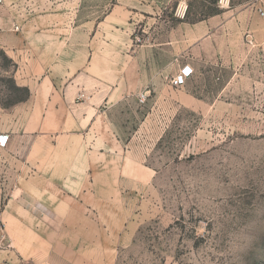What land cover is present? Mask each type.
<instances>
[{
    "label": "rangeland",
    "instance_id": "obj_1",
    "mask_svg": "<svg viewBox=\"0 0 264 264\" xmlns=\"http://www.w3.org/2000/svg\"><path fill=\"white\" fill-rule=\"evenodd\" d=\"M164 1L158 29L150 18L136 24L130 50L85 54L90 91L131 93L108 112L123 160L114 170L81 157L92 171L62 225L42 209L6 216L10 196H0L2 244L20 229L2 227L4 218H36L39 236L67 238L69 264H264V0ZM244 7L257 32L206 36L211 16L219 24ZM15 69L0 51V109L19 96L9 88ZM184 69L190 76L175 85Z\"/></svg>",
    "mask_w": 264,
    "mask_h": 264
},
{
    "label": "crops",
    "instance_id": "obj_2",
    "mask_svg": "<svg viewBox=\"0 0 264 264\" xmlns=\"http://www.w3.org/2000/svg\"><path fill=\"white\" fill-rule=\"evenodd\" d=\"M3 1L0 51L16 66V85L29 92L25 101L0 109V196H10L5 198L3 211L6 216L17 208L59 212L62 225L69 222V211L79 205L74 196L84 193L78 181L92 171L81 168V157L96 159V163L107 161L115 170V163L125 154L108 112L131 93L111 92L101 97L90 91L83 74L88 63L85 54L102 49L130 50L132 28L150 18L156 20L157 30L165 1L29 0L32 14L25 13L24 0ZM241 17L245 26H239ZM210 18L214 22L206 26V36L229 35L235 27L258 31L250 8L228 12L219 24V15ZM177 20L186 24L181 18ZM14 25L19 26V32H14ZM123 59L125 66H132V57L125 54ZM137 87L135 84L131 92ZM132 95L139 102L137 93ZM103 172L110 177L109 170ZM38 225L43 223L36 218L2 220V227L20 229L18 234L3 237V244L0 240V264H69L67 238L46 240L36 229L31 230Z\"/></svg>",
    "mask_w": 264,
    "mask_h": 264
},
{
    "label": "trees",
    "instance_id": "obj_3",
    "mask_svg": "<svg viewBox=\"0 0 264 264\" xmlns=\"http://www.w3.org/2000/svg\"><path fill=\"white\" fill-rule=\"evenodd\" d=\"M186 19H187V13H186ZM190 23H194V22L192 21ZM9 88L14 94H17L19 96H16L14 100L5 102L3 106L4 108L12 107L18 103H21L25 101L29 96V92L26 88L16 86L14 82H11Z\"/></svg>",
    "mask_w": 264,
    "mask_h": 264
},
{
    "label": "built area",
    "instance_id": "obj_4",
    "mask_svg": "<svg viewBox=\"0 0 264 264\" xmlns=\"http://www.w3.org/2000/svg\"><path fill=\"white\" fill-rule=\"evenodd\" d=\"M3 4H4V1L3 0H0V6H2ZM28 4H31V2L28 1ZM25 13L26 14H32L33 13V10H32V8H30V5L25 6ZM258 13H259V16H261V17L264 16V12L263 11L259 10ZM13 30H14V32H19V30H20L19 29V26L18 25H14ZM188 69H184V71L182 72V74L176 78L175 85H182L183 82H184V79H186V78H188L190 76L191 71L188 70ZM143 99H144V96L143 95H140V101L141 102L143 101Z\"/></svg>",
    "mask_w": 264,
    "mask_h": 264
}]
</instances>
